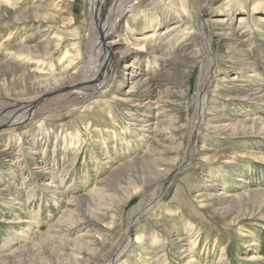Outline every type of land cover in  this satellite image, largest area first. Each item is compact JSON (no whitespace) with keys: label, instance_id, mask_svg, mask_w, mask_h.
I'll return each instance as SVG.
<instances>
[{"label":"rangeland","instance_id":"obj_1","mask_svg":"<svg viewBox=\"0 0 264 264\" xmlns=\"http://www.w3.org/2000/svg\"><path fill=\"white\" fill-rule=\"evenodd\" d=\"M135 1L80 103L55 89L95 59L91 0H0V102L38 101L0 129V264H264V0ZM198 18L213 64L192 142Z\"/></svg>","mask_w":264,"mask_h":264},{"label":"bare ground","instance_id":"obj_2","mask_svg":"<svg viewBox=\"0 0 264 264\" xmlns=\"http://www.w3.org/2000/svg\"><path fill=\"white\" fill-rule=\"evenodd\" d=\"M127 1L91 0V34L94 38L93 47L97 49V52L95 55V59L92 63H90V56L85 53L84 58L86 61L84 63L82 77L79 80L59 87L58 90L54 88L57 92H62L64 91V89H68V92L65 94L64 98L66 97L67 99L73 101L80 100V103H82L81 101L84 102L88 99V93L90 94V92L92 93V91L95 92V90L97 91L101 89L104 85H106V83L110 81L111 76L114 74L117 60L123 54L118 53L116 51L112 52L113 43L106 42L104 40L105 37L108 36L109 32L114 29L122 13L128 12L132 9V7H134V4L138 3V1L133 2V0ZM197 23L200 29V34L198 38L200 49L196 52L197 55L194 57L193 63L198 64L200 66V74L199 85L197 86L198 89L196 93L198 99L197 118L194 119L191 130L192 142L193 140L195 141V130L199 128L202 120V108L205 101L207 88L210 83L211 77L209 76V73L213 64V58L211 57L210 53V43L208 42L204 34L205 28L203 24L199 21V18L197 19ZM179 28V25H175L174 27L172 26V28L164 32V35L170 36L174 31L178 30ZM118 54H120V57H117ZM25 62L28 61L26 60ZM154 85L155 83L152 79L148 80V82L145 84L147 88H151ZM53 93L54 92L44 93L41 98H48ZM253 94L259 95L258 97H264L263 91L259 88L254 89ZM37 107L38 101L25 104H20L16 102L11 103L6 101L0 102V113H3L2 116L4 117L2 120H0V129L6 125H18L26 117H29L31 112L34 111ZM153 118H156V115H148L144 121V126L146 127L147 131H150V126L153 125ZM192 142L190 144V148H193L195 145ZM191 156L192 154L188 152V155L184 160V162L187 163V166L189 165ZM179 168L180 167H178L176 170H178ZM162 192L163 186L161 183L156 184L150 192L148 191V194H145V196L142 197L138 204L133 207L130 213V222L134 223L139 217L144 215L145 210H148L150 206L156 200H158Z\"/></svg>","mask_w":264,"mask_h":264}]
</instances>
